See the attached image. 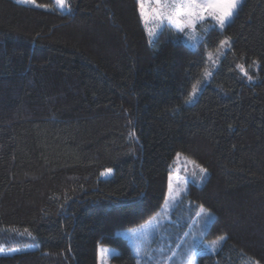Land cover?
<instances>
[{
  "label": "trees",
  "instance_id": "1",
  "mask_svg": "<svg viewBox=\"0 0 264 264\" xmlns=\"http://www.w3.org/2000/svg\"><path fill=\"white\" fill-rule=\"evenodd\" d=\"M35 1L0 0V264H139L117 231L160 211L178 156L207 172L155 244L182 248L188 211L225 237L197 264H264V0L193 43H153L138 0Z\"/></svg>",
  "mask_w": 264,
  "mask_h": 264
},
{
  "label": "rangeland",
  "instance_id": "2",
  "mask_svg": "<svg viewBox=\"0 0 264 264\" xmlns=\"http://www.w3.org/2000/svg\"><path fill=\"white\" fill-rule=\"evenodd\" d=\"M15 1L18 2V0ZM24 4L39 6L36 1L35 4H31V3H24ZM43 7L46 9H59L63 11L70 10L68 0H67V6L64 8L59 7L56 4L55 0L53 5L43 6ZM236 12L234 13V15L236 14ZM142 20L146 32L153 43L156 42V38L162 32H164L169 39L175 42H178L182 39L189 41L190 43H193V40L198 35V31H197L198 24L203 23L205 21H210V23L219 27V25L216 24V22L212 19L211 16H206L203 21L197 22L195 31L185 27L183 32L179 31L175 27L162 26L160 23L156 22L155 20H149L147 23L145 22L144 19ZM193 164L194 165H192L191 162L187 161V159H183L181 158V156H178L175 167L170 173L168 178L167 195L165 198V202L161 207L160 211L155 216L151 217L146 222L142 223L141 225L135 228L122 229L117 231V234L123 235L128 238L132 250L134 254L137 256L139 264H145V262L148 263V261L151 260L150 256L153 255H154L153 258L157 259L156 264H188V261L193 257L195 258L194 264H197V256L203 250L205 249L212 250L214 248V246L212 245L213 241L210 242L206 240L204 237V233H205L204 225L208 224V222L210 221L208 220L204 221L203 226H201L199 230L193 231L195 224L196 226H198V228L200 224L199 221L194 220L193 217L195 215L192 216L187 214L190 213L188 211H185L187 213L185 214L184 217L179 216V218L177 219L178 220L177 223H180L182 227H185L183 226L184 224H186V226L188 227L187 233H184L183 247L179 249L178 246H175L173 248H169L168 250H165V249H161L160 245L157 246L155 244L156 240L161 234L162 227L173 221L172 213L175 210V208L178 206L179 200L182 194L186 191L188 184H190L191 182L198 181L197 174H199L200 177L204 178L205 173L200 172L201 167L199 168L195 163ZM170 184L172 187L171 196L169 194ZM176 193H179V195H176ZM200 216H203L202 213L200 214ZM193 232H195L196 234H193ZM195 245L196 246L199 245V246L195 247ZM101 249L109 250L110 255H107L106 257H102ZM137 249H139V252L137 251ZM116 252L117 249L115 247L108 245H100L98 249L99 264H113L110 258Z\"/></svg>",
  "mask_w": 264,
  "mask_h": 264
},
{
  "label": "snow or ice",
  "instance_id": "3",
  "mask_svg": "<svg viewBox=\"0 0 264 264\" xmlns=\"http://www.w3.org/2000/svg\"><path fill=\"white\" fill-rule=\"evenodd\" d=\"M21 3L35 4V0H18ZM56 4L64 8L67 6V0H55ZM242 0H138L140 7V15L147 23L149 20H155L162 26L175 27L183 32L187 27L195 31L196 23L203 21L206 16H211L212 19L219 25L221 29L226 24L231 23L234 13L241 6ZM183 21V22H181ZM227 43V41H222ZM243 71V66H240ZM247 75V72H244ZM195 88L193 89V94ZM194 163V162H193ZM197 167H199L197 165ZM111 170H107L105 175ZM201 173H206L207 169L200 168ZM169 194L172 195V187L169 185ZM179 195V193H176ZM206 214L207 210L200 206V211L197 213ZM225 237H220L217 241H213L215 247L222 242ZM12 251H21L20 249H12ZM139 252V249H137ZM5 251L0 248V255H5ZM102 257L110 255L109 250L101 249ZM194 257L188 261V264H194Z\"/></svg>",
  "mask_w": 264,
  "mask_h": 264
}]
</instances>
